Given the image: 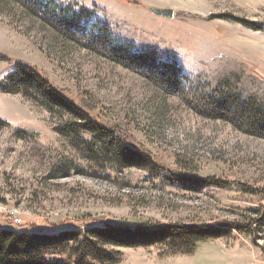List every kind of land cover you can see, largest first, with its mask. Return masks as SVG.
I'll return each mask as SVG.
<instances>
[{
  "label": "rangeland",
  "instance_id": "rangeland-1",
  "mask_svg": "<svg viewBox=\"0 0 264 264\" xmlns=\"http://www.w3.org/2000/svg\"><path fill=\"white\" fill-rule=\"evenodd\" d=\"M57 2L89 9L87 29L103 24L116 40L157 52L192 88L209 94L223 87L234 103H248L264 116V31L227 19L264 24V0ZM149 7L172 9L176 16L158 17ZM0 54L39 69L70 91L78 106L89 101L96 120L127 130L169 170L188 180H211L199 187L137 165H98L75 138L57 131L75 117L51 115L21 94L0 93V229L240 222L251 232H227L190 249L104 245L112 256L103 264H264V131L252 136L232 122L195 114L181 95H166L141 75L59 37L7 0H0ZM14 71L0 59V81Z\"/></svg>",
  "mask_w": 264,
  "mask_h": 264
},
{
  "label": "trees",
  "instance_id": "trees-1",
  "mask_svg": "<svg viewBox=\"0 0 264 264\" xmlns=\"http://www.w3.org/2000/svg\"><path fill=\"white\" fill-rule=\"evenodd\" d=\"M21 7L29 16L51 28L59 37L87 49L132 73L141 75L149 83L169 96L181 95L187 106L197 115L232 122L241 132L257 136L264 131V116L248 103H234L232 95L223 87L207 94L192 88L175 65L162 62L155 51H141L131 44L116 40L108 26L94 24L87 29L93 13L83 6H63L57 0H7ZM185 19L200 16L180 13ZM212 19V18H207ZM227 19L254 31H264L263 23H255L228 16ZM0 59L10 61L15 71L0 81V93L21 94L28 101L51 115H70L74 120L58 129L60 136L76 140L86 158L98 165L132 168L135 165L151 174H168L172 181L191 182L195 186L210 185L211 180H188L160 164L151 152L127 130L109 127L92 115L96 108L89 101L78 106L70 91L54 86L37 68L3 54ZM243 121L244 123H242ZM244 124V125H243ZM259 133V134H258ZM87 136L85 140L83 137ZM83 140L78 141V138ZM258 219L256 222L258 223ZM16 232L0 229V264H103L112 254L103 251L104 245L139 247L165 243L168 249L184 250L197 247L209 238L227 232H251V225L224 221L219 226L147 224L136 228H89L85 231ZM55 229V230H54ZM61 231L57 233V231Z\"/></svg>",
  "mask_w": 264,
  "mask_h": 264
},
{
  "label": "water",
  "instance_id": "water-1",
  "mask_svg": "<svg viewBox=\"0 0 264 264\" xmlns=\"http://www.w3.org/2000/svg\"><path fill=\"white\" fill-rule=\"evenodd\" d=\"M152 14L165 19L172 20L175 18V12L172 9L147 8Z\"/></svg>",
  "mask_w": 264,
  "mask_h": 264
},
{
  "label": "built area",
  "instance_id": "built-area-1",
  "mask_svg": "<svg viewBox=\"0 0 264 264\" xmlns=\"http://www.w3.org/2000/svg\"><path fill=\"white\" fill-rule=\"evenodd\" d=\"M21 223V222H20Z\"/></svg>",
  "mask_w": 264,
  "mask_h": 264
}]
</instances>
